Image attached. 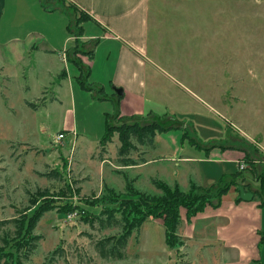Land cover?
<instances>
[{
	"label": "rangeland",
	"instance_id": "374dc122",
	"mask_svg": "<svg viewBox=\"0 0 264 264\" xmlns=\"http://www.w3.org/2000/svg\"><path fill=\"white\" fill-rule=\"evenodd\" d=\"M2 1L0 264H246V257L233 262L234 250L227 247L235 241L251 248L253 237L230 236L228 245L213 238L190 239L183 235L185 217L179 228L183 239L175 246L167 243L164 221L150 218L129 238L123 259L104 258L97 243L122 229L87 220L100 215L109 194L127 196L128 185L161 196L154 182L162 181L186 187L182 190L193 196L213 197L240 182L231 175L219 183L220 173L238 170L226 161L212 165L221 176L216 183L205 190L188 188L191 179L199 180L195 167L172 159L175 151L207 157L191 139L244 150L252 163L239 171L264 176V0L153 4L152 14L166 16L159 23L149 21L161 33L154 37L151 30L149 46L136 53L139 63L129 62L123 71L129 78L136 72V78L116 84L120 44L106 42L101 28L87 21L85 34L98 35L94 38H101L100 44L76 41L78 17L68 3L7 0L4 7ZM59 8L68 11L59 13ZM31 44L36 48L32 58L25 53ZM66 53L75 59L87 54L90 69L68 61ZM63 71L68 75L64 81L57 76ZM119 111L124 118L136 116L143 123L160 118L165 128L173 127L158 132L154 147L132 150L135 166L120 162L118 133L101 142L109 121L112 126L128 121L118 119ZM259 191L263 198L257 200L264 204V188ZM41 208L51 210L32 232L40 238L35 250H17L20 239L11 220L32 219ZM263 239L254 248L261 264Z\"/></svg>",
	"mask_w": 264,
	"mask_h": 264
},
{
	"label": "crops",
	"instance_id": "0c3cea01",
	"mask_svg": "<svg viewBox=\"0 0 264 264\" xmlns=\"http://www.w3.org/2000/svg\"><path fill=\"white\" fill-rule=\"evenodd\" d=\"M173 2H183V3H199L208 0H66L69 5L75 6L81 12L87 15V22H93L97 26L101 28L102 38L106 42H117L120 44L119 46V61L122 63V66L118 67V71L115 73L114 82L121 83L123 80L129 77L124 76L123 71L128 70L130 68L129 62L139 63L136 53L137 51L144 52V48L149 46L150 44V34L151 30L155 33L154 37L160 35L159 29L154 30L151 28V22L159 23L160 20L165 19L166 16L162 14H152L153 4L157 6H163L165 4ZM4 7L7 5V0L2 1ZM5 10V9H4ZM59 13H63L62 9H57ZM156 27H160L158 24ZM86 30L84 27V35L80 38H76V41L79 43H90L97 42L100 44V39L94 38L98 35H87L85 34ZM182 32V31H180ZM173 32H164L162 34H168ZM147 36L149 38H147ZM81 39H84L85 42H80ZM153 43L156 44V41L153 39ZM80 46V45H79ZM79 48V47H77ZM35 45H29L26 50V56L32 58L34 56ZM92 52L89 50V53ZM38 53V51H36ZM32 54V55H31ZM66 59L68 61L74 60L80 62L84 68H89L90 65L88 63L87 54L80 56L79 59H75L74 57L67 56ZM31 55V56H30ZM23 61H26L22 55ZM94 58L91 56L90 59ZM87 65V66H86ZM32 66H29V69ZM135 73L129 79H135ZM130 75V74H127ZM59 79L62 81L68 78L67 72L63 71L61 74L57 75ZM58 85H61L60 83ZM153 112V111H150ZM144 113L143 115H145ZM164 114V113H163ZM122 116V114H121ZM124 116V115H123ZM64 124V129L66 130L69 125ZM156 141V139H155ZM204 143H196V147L200 149L201 153L206 155L207 157L201 155H193L191 157H185L181 151V156H179V151H175L176 156L173 157V162L176 163H187L189 165L194 166L195 169L192 168L195 172L196 178L199 180L191 179L189 183L186 185L188 188L192 186V184L196 183L202 187H208L217 182V178L219 180L221 178L231 176L239 172L240 164L245 162V153L238 149H233L230 147H225L223 145L213 144L208 139L203 141ZM195 145V143L191 142ZM157 160V159H155ZM226 161H231L238 166L237 171L227 172L223 171V173H215L212 165L218 163H223ZM179 165V164H178ZM247 165V163H246ZM180 166V165H179ZM250 166V164H249ZM225 168H223L224 170ZM245 172V182L244 185L248 192L254 193L258 189H262L261 182L257 179L253 172H249V170ZM221 177V178H220ZM218 180V181H219ZM177 185V184H176ZM179 185V184H178ZM250 185V188L256 189L254 192L251 189L249 190L247 187ZM180 186V185H179ZM183 188V187H181ZM186 188V187H184ZM183 188V189H184ZM259 198H255L252 201L246 202L241 200L240 193L238 188L232 187L230 191L223 197L221 205L214 207L208 206L204 212L199 213L196 217H194L190 222L187 221L185 209L181 210L182 219L185 217V227L183 226V235L190 239H194L198 237L199 239H210L216 240L217 242H226L229 244L230 236L238 240V238H247L248 236L253 237V247L251 248H241L240 243L235 241H231L230 246L227 249L234 250V258L233 262L237 261L241 263L243 261V257H246V264H255L261 262L263 263V259L258 258L256 255V244L264 236V204L257 200ZM185 210V211H184ZM211 230V231H210ZM227 231V236H223L222 232ZM203 233V235H201ZM212 233V234H210ZM194 234V236H193ZM193 236V237H192ZM228 238V239H226ZM207 241V240H203ZM234 242V243H232ZM264 242V239L262 243ZM261 245V243L259 244ZM251 249V254L249 252ZM245 254H244V251ZM233 253H231L233 255ZM236 264V262H235Z\"/></svg>",
	"mask_w": 264,
	"mask_h": 264
},
{
	"label": "trees",
	"instance_id": "16d2710c",
	"mask_svg": "<svg viewBox=\"0 0 264 264\" xmlns=\"http://www.w3.org/2000/svg\"><path fill=\"white\" fill-rule=\"evenodd\" d=\"M62 2L64 4L66 0H62ZM69 7L78 17L77 25L79 27V35H74L73 37L80 38L84 35L83 24L87 21V15L73 5H69ZM62 10L64 12L68 11V9L64 10L63 8ZM69 29L71 30V24H69ZM71 62H74L83 69V65L80 62L74 60H71ZM118 113H120L118 119L123 118L128 119V121L121 122L119 126H112L109 121L106 136L101 142L104 144L105 142L111 141L113 135L118 133L121 142V147L119 149L120 162L124 166L137 165V162L129 157L132 150L138 148L137 145L154 147L158 132L173 128L172 126L165 128L159 117L158 120L144 121L145 123H143L139 120H135L136 116L124 118L121 116L120 111ZM191 142L195 143L192 139ZM195 145L197 144L195 143ZM240 150L245 153V162L251 165L252 161L250 155L244 150ZM234 175L236 176V180H240V182L232 183L229 187L219 189L213 197L210 193L202 194L200 197L193 196L182 190L178 184L171 187L169 184L162 181L154 182L157 188L163 192L161 196L148 194L130 185L127 187V196L121 195L117 198L115 195L109 194V196L102 199L108 202V205H104L100 215H94L93 218L87 220V223L93 224L99 221L107 227L120 226L122 233L118 236L99 241L97 243L98 251L104 258L123 259L125 257L124 251L127 248L129 238L132 237L135 230H139L150 218L162 219L164 221L167 243L170 247L175 246L179 240L183 239L179 235V228L182 224L181 210L183 208L187 209V220L190 222L199 213L204 212L208 206L217 207L221 205L223 197L230 189L236 187L239 190V186L245 181L244 171H239ZM255 175H257V172ZM256 178L260 180L261 187L264 188V176L260 175ZM224 179L225 177L222 178L219 183H223ZM192 188L203 189L205 187L193 184ZM247 188L250 190V185ZM209 189L210 187L207 188V190ZM112 193L114 194L113 190ZM254 193L255 198H259L262 201V192L260 193V191L257 190ZM216 199L218 200L217 203H215ZM49 210L51 209L41 208L32 219H27L23 216L20 220H11V223L17 228L16 237L20 239L14 246L17 250L20 251V248L26 249L27 252L35 250L37 241H39L40 238L39 236L33 235L32 232ZM17 238L15 239L17 240Z\"/></svg>",
	"mask_w": 264,
	"mask_h": 264
},
{
	"label": "water",
	"instance_id": "95a60500",
	"mask_svg": "<svg viewBox=\"0 0 264 264\" xmlns=\"http://www.w3.org/2000/svg\"><path fill=\"white\" fill-rule=\"evenodd\" d=\"M117 94L118 95H123V90L122 89H118L117 90ZM239 193H240V198L243 201L249 202L252 201L254 199V193L252 192H248L245 188V186H240L239 187Z\"/></svg>",
	"mask_w": 264,
	"mask_h": 264
},
{
	"label": "built area",
	"instance_id": "2783aa9c",
	"mask_svg": "<svg viewBox=\"0 0 264 264\" xmlns=\"http://www.w3.org/2000/svg\"><path fill=\"white\" fill-rule=\"evenodd\" d=\"M61 137H63V136H61ZM246 167H247L246 163H242V164H240V169H241V170H245Z\"/></svg>",
	"mask_w": 264,
	"mask_h": 264
}]
</instances>
